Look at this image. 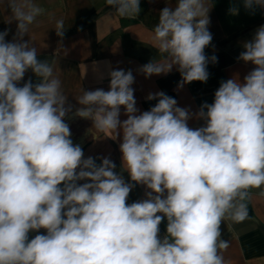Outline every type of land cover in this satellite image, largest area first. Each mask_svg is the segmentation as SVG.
Instances as JSON below:
<instances>
[{"label": "clouds", "instance_id": "1", "mask_svg": "<svg viewBox=\"0 0 264 264\" xmlns=\"http://www.w3.org/2000/svg\"><path fill=\"white\" fill-rule=\"evenodd\" d=\"M210 2H166L152 36L162 59L137 71L147 79L175 69L177 92L206 83L209 64L218 63L205 52ZM239 3L264 9V0ZM0 5L10 10L6 23L16 22L10 41L11 29L0 30V264H226L222 224L246 220L251 190L264 188V25L237 57L253 68L242 80H222L212 103L192 111L161 90L147 94L155 103L141 111L133 71L111 66L107 90H84L70 103L24 39L44 9L34 0ZM106 5L121 17L141 11V0ZM55 34L63 40L62 20ZM29 71L36 82L25 79ZM74 117L118 143L123 172L111 154L85 156L67 122ZM137 185L145 198L128 203Z\"/></svg>", "mask_w": 264, "mask_h": 264}, {"label": "crops", "instance_id": "2", "mask_svg": "<svg viewBox=\"0 0 264 264\" xmlns=\"http://www.w3.org/2000/svg\"><path fill=\"white\" fill-rule=\"evenodd\" d=\"M44 9L42 15L28 26L25 40L37 48L38 58L48 63L54 75L61 81V90L70 103L84 90L104 88L107 90L109 66L112 69H131L135 76V98L137 107L148 110L155 101H147L149 92L164 91L177 99L182 107L188 106L196 111L204 103H212L214 92L222 80L238 74L243 76L253 65L239 61L242 43L251 39L255 29L264 25V9L246 11L239 0H211L209 12V31L213 35L211 45L205 49L208 56L215 54L218 63L209 64V79L206 83L192 82L177 92L180 75L175 69L168 75L145 78L137 69L151 59L159 61L160 54L152 46L153 29L158 23L159 11L165 6L174 7L175 0H141L139 15L121 17L106 5V0H34ZM239 8L237 15L229 9ZM9 9L0 5V30L10 28L6 37L11 40L16 31V22L6 23ZM64 22L63 40L56 36L55 26ZM79 29V30H78ZM67 49V51H65ZM101 75L103 79H100ZM36 78L29 71L25 79ZM71 115V114H70ZM121 119H125L121 115ZM74 143L81 144L85 156L111 154L117 164V172H123L120 166L118 143L111 140L109 134L97 131L90 120L74 117L68 119ZM202 121L191 120L189 125L197 127ZM99 162V161H98ZM127 179V174L125 173ZM144 186L137 185L130 193L128 203L145 198ZM264 192L252 189L248 201V218L242 222L226 219L222 224V239L228 242L222 250L226 264H264ZM161 236L166 232V220L160 225Z\"/></svg>", "mask_w": 264, "mask_h": 264}]
</instances>
